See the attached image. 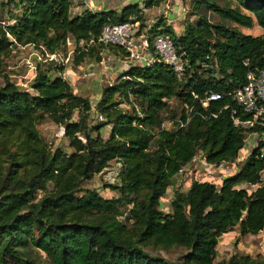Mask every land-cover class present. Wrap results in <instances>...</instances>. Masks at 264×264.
<instances>
[{
	"label": "trees",
	"instance_id": "obj_1",
	"mask_svg": "<svg viewBox=\"0 0 264 264\" xmlns=\"http://www.w3.org/2000/svg\"><path fill=\"white\" fill-rule=\"evenodd\" d=\"M160 1L72 14L67 0H0V7H14L6 11L9 22L0 19V264H41L33 250L48 264H264L247 254L215 260L220 235L235 226L238 236L255 235L264 227V157L257 150L218 185L191 180L174 187L171 213L160 208L196 154L215 167L235 163L246 131L233 125L232 111L247 115L232 92L247 70L264 69V0H236L262 29L255 36L209 21L198 11L252 25L239 7L208 0H185L195 19L184 21L178 34L163 17L154 20L147 38L169 35L185 63L180 79L160 61L129 65L89 100L73 92L62 76L65 64L53 60L35 62L26 86L4 72V59L22 46L51 54L67 38L95 39L105 24L136 20L143 27V8ZM104 49L125 55L113 45L74 47L73 67L99 62ZM170 100L180 104L177 113ZM163 112L169 128L161 126ZM45 119L60 127L71 151L44 143L37 125ZM110 161L118 164L115 182L82 186ZM104 189L113 195L101 196ZM173 247L183 250L178 260L149 252Z\"/></svg>",
	"mask_w": 264,
	"mask_h": 264
},
{
	"label": "rangeland",
	"instance_id": "obj_2",
	"mask_svg": "<svg viewBox=\"0 0 264 264\" xmlns=\"http://www.w3.org/2000/svg\"><path fill=\"white\" fill-rule=\"evenodd\" d=\"M139 3V0H135ZM214 2L219 7H223L224 5H228L231 8L239 7L242 13L247 14L252 19L251 27H244L242 25H237L236 23L231 22L228 19H224L219 17L215 11H205L204 9L199 10L200 14H203L207 17V19L211 22H219L228 27H235L243 34L250 35H258L262 33V29L256 24L253 16L249 14L246 10L242 8V6L236 0H208ZM10 8L13 12L14 7L8 6L7 8L0 7V19L2 21L9 22L7 20V9ZM147 9V10H146ZM144 11V20L148 19L156 20L158 17L166 18L170 25L174 28L176 34L182 32V26L184 21L186 20H194L195 16L189 15L187 1L185 0H161L157 6H152L150 8H143ZM70 46L65 45L63 49L59 50V55H62V60L68 53ZM38 53L37 58L36 55ZM72 54H69V59L64 63L65 70L67 75L71 76V72L75 73V76H71V88L74 93L81 95L83 97L93 96L98 91V86L96 85V79H87L81 80V71H79L76 67L72 65ZM59 58V57H58ZM45 59V55H41L38 51H34L33 48L25 47L23 49H17L12 54L7 56L4 59V72L9 74L11 79L18 82L22 86H26L28 79H30V75L34 69V63L37 61H42ZM60 60L58 59L59 63ZM84 68L82 67L81 70ZM67 75L65 78L68 79ZM100 77V79H99ZM98 79L103 84L105 82H110L112 79V75L102 73L99 75ZM85 78V77H84ZM1 83V79H0ZM75 84V86H74ZM85 84V85H83ZM85 86L87 88H85ZM75 87V88H74ZM89 99V98H88ZM93 100V99H91ZM169 108L176 113L180 109V104L175 102L174 100H170L168 102ZM162 123L161 126L164 128H169L171 126V121L169 120V113L163 112ZM38 132L43 139L44 143L50 147H54L56 145H60L62 148H65L68 152L71 151L70 148L67 147V140L61 136L60 127L53 124L48 119L41 121L37 125ZM108 132V128L105 127L102 130V137H106ZM250 146L248 143L243 144V147L237 154V158L234 164L230 163H221L218 166H207L203 161L200 154H196L195 157L184 167L181 175H177L174 179V184L172 187H168L165 191V195L160 198V208L164 211L171 213V208L169 206V200L172 194V190L174 187H179L180 189L186 188V186L190 183L191 180H208L212 183L218 185L220 183V177L232 173L237 166L241 163L242 159L249 152ZM118 168V164L114 161H110L108 167L103 169L101 173L95 174L89 180L83 182L82 186L92 188L98 187L101 188L104 186V183H113L115 182V174ZM261 177L264 178V171L261 172ZM101 196L105 198H109L113 195L109 189H104L100 191ZM37 261L41 264H48L43 256V254L39 251H35ZM182 248L173 247L168 250H150L149 252L153 255L161 256L170 260H178L180 255L182 254ZM216 258L215 260L227 259L232 254H247L252 258H264V227L263 229L255 235L246 234L244 236H238L237 227L235 226L232 231L226 232L220 235L216 247Z\"/></svg>",
	"mask_w": 264,
	"mask_h": 264
},
{
	"label": "built area",
	"instance_id": "obj_3",
	"mask_svg": "<svg viewBox=\"0 0 264 264\" xmlns=\"http://www.w3.org/2000/svg\"><path fill=\"white\" fill-rule=\"evenodd\" d=\"M69 2L70 13H79L82 10L94 12L98 7L92 3V0H67ZM139 22L136 20H127L114 24H105L100 30L99 35L95 39L88 41L66 39V45L70 48L68 53L62 60V55L59 51L55 53H44V60H53L64 64L69 59V54H72L74 47L86 48L92 44L113 45L120 47L125 55L129 65H149L154 60L165 63L174 73L177 79H180L185 63L181 56L174 50L173 43L168 34L155 35L151 40L147 38L146 31L151 27L152 23L144 24L139 27ZM32 46H22L20 49ZM39 59L38 53L35 52ZM59 57V58H58ZM243 65H247V61H243ZM81 76L88 75L87 70H80ZM64 78V75L62 73ZM65 79V78H64ZM244 83L232 92V97L240 114H246V118H240L239 115L234 116L235 111H232L231 119L234 126L242 128L246 131L243 144L248 143L250 146L248 155L252 149L257 150L256 157H264V69H249L245 73ZM22 86V85H21ZM219 98L218 94H211L209 99ZM93 112V108H90ZM94 114V113H93ZM93 114L91 117L93 118ZM97 120H102L101 116H97ZM182 126V122H178ZM243 147V146H242ZM241 147V148H242ZM241 150V149H240ZM245 155V156H246ZM204 161V160H203ZM207 166H210L206 163ZM184 168L178 172L181 173ZM127 209L121 212L119 219L124 220Z\"/></svg>",
	"mask_w": 264,
	"mask_h": 264
},
{
	"label": "crops",
	"instance_id": "obj_4",
	"mask_svg": "<svg viewBox=\"0 0 264 264\" xmlns=\"http://www.w3.org/2000/svg\"><path fill=\"white\" fill-rule=\"evenodd\" d=\"M141 2L142 0H139V3L136 2L135 0H92V3H94L98 7V9H94V11L115 10L117 12H119L124 6L128 4L137 3L138 7H141L142 6ZM143 14H145L144 11H143ZM153 21L154 19H148L147 21H144V24H150V23H153ZM165 21L167 24H169L166 18H165ZM100 55H101V59L99 62L84 61L83 64L77 67L78 70H80V68L83 67L84 68L83 70L88 71V75L85 78L80 75L81 80H87L90 78L96 79L94 81L96 85L98 86V91L93 96H89L88 97L89 100L91 99L95 100L99 96V91H100L101 86L110 84L119 73L123 72L125 69L129 67V63L127 62V60L124 58V56H121L118 52H112V51L104 49L100 53ZM70 72L72 74L71 76H75V73L73 71H70ZM102 73H105V74L107 73L109 75H112V78H111L112 80L110 82L108 81L103 84L101 81H99L100 79L99 75H101ZM63 75L65 78V75H67L66 71H63ZM71 76H69L68 74L67 75L68 79L65 78V80L68 83L69 81L71 82ZM85 88L87 87L85 86ZM228 174H230V172ZM221 178L222 176L220 177V179Z\"/></svg>",
	"mask_w": 264,
	"mask_h": 264
}]
</instances>
